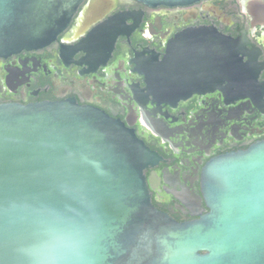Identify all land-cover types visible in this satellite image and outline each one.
I'll return each instance as SVG.
<instances>
[{
  "label": "water",
  "instance_id": "95a60500",
  "mask_svg": "<svg viewBox=\"0 0 264 264\" xmlns=\"http://www.w3.org/2000/svg\"><path fill=\"white\" fill-rule=\"evenodd\" d=\"M82 1L0 0V56L52 43ZM241 46L186 30L147 86L175 99L215 88L249 96L258 71ZM158 159L132 128L75 99L0 103V264H264V140L206 164L208 211L185 222L152 202L144 170Z\"/></svg>",
  "mask_w": 264,
  "mask_h": 264
},
{
  "label": "flooded vegetation",
  "instance_id": "af4514ba",
  "mask_svg": "<svg viewBox=\"0 0 264 264\" xmlns=\"http://www.w3.org/2000/svg\"><path fill=\"white\" fill-rule=\"evenodd\" d=\"M259 10L264 0L174 6L83 0L52 43L0 56V103L75 99L120 120L159 157L144 170L153 204L176 221L197 219L208 211L202 193L206 164L264 140ZM201 27L241 41L248 72L258 71L251 95L215 88L175 99L163 96V88H148L146 73L161 74L173 40Z\"/></svg>",
  "mask_w": 264,
  "mask_h": 264
}]
</instances>
